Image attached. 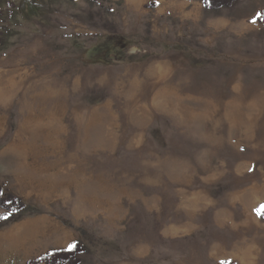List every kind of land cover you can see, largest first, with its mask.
<instances>
[{"label": "rangeland", "instance_id": "1", "mask_svg": "<svg viewBox=\"0 0 264 264\" xmlns=\"http://www.w3.org/2000/svg\"><path fill=\"white\" fill-rule=\"evenodd\" d=\"M0 31V139L36 140L47 152L35 160L52 162L48 181L76 186V214L51 207L87 245L80 264H112L137 241L153 245L145 264L231 244L215 212L264 180V24L246 34L152 35L119 2L0 0ZM107 35H123V55L148 56L111 59ZM134 98L149 107L142 121L129 109ZM106 105L103 142L86 144L76 113L105 114ZM14 173L3 189L41 211L37 195L16 193L27 172ZM167 228L179 236H163Z\"/></svg>", "mask_w": 264, "mask_h": 264}, {"label": "crops", "instance_id": "2", "mask_svg": "<svg viewBox=\"0 0 264 264\" xmlns=\"http://www.w3.org/2000/svg\"><path fill=\"white\" fill-rule=\"evenodd\" d=\"M109 1L121 3L133 14L136 23L147 24L152 35L246 34L261 29L264 24V0H235L232 5L218 9L207 8L203 0ZM1 140L0 184H6L3 176L11 171L15 172L14 175L27 172L25 187L16 193L37 195L33 199L40 204L41 211L5 227L0 240V264H36L31 261L51 249L65 248L75 240V229L63 218L60 209L51 207V204L56 203L64 211L70 209L76 214L69 204V194L76 186L60 180L48 181L50 173H43L51 172L52 162L35 160L47 152L33 147L32 142L36 140L16 137ZM45 141L50 142L49 139ZM54 163V169H58V163ZM247 189L231 194L230 198L236 200L229 203L227 212L217 211L213 216L216 224L226 223L231 244L226 247L214 244L206 253L199 252L178 264H264V217L257 211L258 205L264 201V180L261 183L254 181L249 192ZM196 201L200 202V198ZM169 230L167 228L163 236H179L168 233ZM152 246L150 241L133 242L112 264H145L152 254Z\"/></svg>", "mask_w": 264, "mask_h": 264}, {"label": "trees", "instance_id": "3", "mask_svg": "<svg viewBox=\"0 0 264 264\" xmlns=\"http://www.w3.org/2000/svg\"><path fill=\"white\" fill-rule=\"evenodd\" d=\"M91 2H97V0H88ZM205 3V6L209 9H218L221 7H227L233 4L235 0H203ZM9 3L12 4V2L9 1ZM2 14V13H1ZM262 19L264 21V11ZM1 34V31H0ZM108 39H112V45L113 50L109 52V55H111V59H114L116 61H125V62H132L135 60H138L140 58H146L148 55H142L139 57H136L134 55H123L124 49H122L121 41L123 39V35H117V36H111L107 35ZM127 43L129 45L131 42ZM0 43H1V36H0ZM125 45V44H123ZM126 45V46H127ZM119 46V47H118ZM124 56V57H123ZM0 207L4 209L3 217L10 216L9 219L4 223H0V227L7 226L9 223L13 222L14 220H18L24 216H31L38 212H40V209L38 206L27 204L24 202L20 197L15 195L14 193L10 191H5L0 184ZM29 210V211H26ZM17 211H21L20 214H16L15 216H12L11 214ZM23 211V213H22ZM257 211L261 217H264V201H262L257 208ZM25 212V213H24ZM87 250V245L81 241V240H74L71 243H69L65 248H57V249H51L46 254L39 257V259L31 261L36 264L39 262H43L42 264H79L82 261V258L80 256L81 253H84ZM146 264H149L148 262Z\"/></svg>", "mask_w": 264, "mask_h": 264}, {"label": "bare ground", "instance_id": "4", "mask_svg": "<svg viewBox=\"0 0 264 264\" xmlns=\"http://www.w3.org/2000/svg\"><path fill=\"white\" fill-rule=\"evenodd\" d=\"M23 74H26L25 72H23ZM2 76H0V78H1ZM39 80H41V78H34L33 80H32V82H37V81H39ZM53 82V81H52ZM78 82V81H77ZM136 82V81H135ZM47 83H48V81H47ZM37 84V83H36ZM49 84V83H48ZM38 86H39V84H38ZM49 86L50 85H48V89L50 90L51 89V87L49 88ZM121 87V86H120ZM132 89H131V91H129L132 95H134L135 97H136V94L138 93H136V91H137V88L135 89L134 88V86L132 85ZM28 88H29V86H28ZM139 89V88H138ZM136 90V91H135ZM123 91V90H122ZM128 91V90H127ZM51 93H53V92H51ZM55 94V93H54ZM49 95V94H48ZM59 95V94H58ZM138 95V94H137ZM56 97H58V96H56ZM45 98V97H44ZM51 98V97H50ZM49 98V99H50ZM54 98V97H53ZM133 99V98H132ZM46 100V99H45ZM51 101H52V99H51ZM132 103V105H133V107L132 108H129V109H132V115H133V119L135 120V121H137V119H138V121H142L143 119H144V117H143V119H141V118H138V116L140 115V114H143L144 112H146V111H148V109H149V107H147V105L146 104H138L137 103V100L134 98V100L131 102ZM46 104V103H45ZM48 104V103H47ZM55 105V104H54ZM128 106H130V104H127ZM136 105H138V106H136ZM46 106V105H45ZM110 105H106L105 107H106V111H105V114L103 113V112H100V109H93L92 111H89V112H87L86 110L84 111V112H78V113H76V115H75V117H76V121H78L80 124L82 123L83 124V121H84V124L83 125H85V123L87 122V125L84 127V128H82V129H84V132H85V135H87L88 136V138H86V139H84L85 141H86V144H93V145H98V146H100L101 145V143L103 142L102 140H103V138L105 137L104 135H102V132H101V130L103 129H101V122L102 121H105L104 119H106L107 120V118H108V116H110L113 112H112V110L110 109L111 108V106L109 107ZM42 108V107H41ZM47 108V107H46ZM49 108V107H48ZM128 109V108H127ZM128 109V110H129ZM44 110V109H43ZM48 111H49V109H48ZM82 111V110H81ZM47 112V111H46ZM51 112V111H50ZM43 113V112H42ZM48 113V112H47ZM46 113V114H47ZM145 114V113H144ZM108 115V116H107ZM138 115V116H137ZM50 116V115H49ZM140 117V116H139ZM48 118V117H47ZM47 118H46V120H47ZM54 119H55V117H53ZM53 118H48V119H50L51 121H52V119ZM45 119V118H44ZM54 119H53V121H54ZM42 120H43V118H42ZM89 121H90V124L91 125H95V124H97V125H95V128H93L90 132H92V134H91V136H89L90 135V133H89ZM81 124V125H82ZM105 125V124H104ZM138 126V125H137ZM104 136V137H103ZM82 138H83V136H82ZM87 140H90V141H88V143H87ZM82 142V141H81ZM81 144V146H82V143H80ZM92 145V146H93ZM84 147H86L85 145H83ZM90 147V146H89ZM200 195V194H199ZM201 197V196H200Z\"/></svg>", "mask_w": 264, "mask_h": 264}]
</instances>
